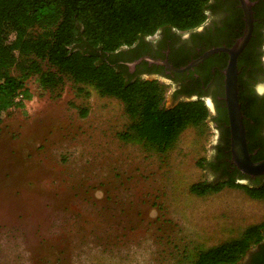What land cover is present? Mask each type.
Wrapping results in <instances>:
<instances>
[{"label": "rangeland", "instance_id": "374dc122", "mask_svg": "<svg viewBox=\"0 0 264 264\" xmlns=\"http://www.w3.org/2000/svg\"><path fill=\"white\" fill-rule=\"evenodd\" d=\"M26 85L25 106L0 111V264H195L264 221V198L242 188L190 191L208 180L209 120L160 152L121 136L130 118L116 97Z\"/></svg>", "mask_w": 264, "mask_h": 264}, {"label": "trees", "instance_id": "16d2710c", "mask_svg": "<svg viewBox=\"0 0 264 264\" xmlns=\"http://www.w3.org/2000/svg\"><path fill=\"white\" fill-rule=\"evenodd\" d=\"M259 1L256 7L264 0ZM210 6L211 0H0V111L25 106L32 96L26 82L34 76L51 91L65 80L88 84L124 103L130 118L124 139L166 152L187 127L207 123L208 106L201 99L166 106L167 85L127 76L110 55L161 28H195L206 21ZM199 164L215 171L211 161ZM225 173L229 179L197 181L190 191L204 196L230 186L264 198V180L242 184ZM263 229L264 221L201 249L195 264L237 262L262 238Z\"/></svg>", "mask_w": 264, "mask_h": 264}, {"label": "flooded vegetation", "instance_id": "af4514ba", "mask_svg": "<svg viewBox=\"0 0 264 264\" xmlns=\"http://www.w3.org/2000/svg\"><path fill=\"white\" fill-rule=\"evenodd\" d=\"M254 2V17H259L254 18L252 35L237 56V68L248 152L257 162L264 159V1L258 7L260 1ZM245 23L240 0H211L209 16L203 24L188 30L161 28L110 56L127 76L157 79L167 85L171 105L181 100H203L209 109L207 120L215 128L211 163L215 164L217 178L229 179L227 170L236 182L255 184L264 180V174L243 173L232 159L226 101V69L231 54L218 50L199 60L213 48L234 46L244 34ZM233 264H264V229L262 238Z\"/></svg>", "mask_w": 264, "mask_h": 264}, {"label": "water", "instance_id": "95a60500", "mask_svg": "<svg viewBox=\"0 0 264 264\" xmlns=\"http://www.w3.org/2000/svg\"><path fill=\"white\" fill-rule=\"evenodd\" d=\"M244 8L245 13V30L244 34L239 38V40L231 48L226 47H216L208 51L202 58H205L209 54L218 51L225 50L231 54V59L229 65L226 69V101L229 114V125L231 130V152L232 159L238 168L246 174L251 176H258L264 174V159L254 162L252 161L250 154L248 152L247 141H246V128L243 119V113L238 98V68H237V56L241 50L246 46L249 41L253 27H254V13L253 6L254 1L251 0H240ZM199 60L195 61L198 62ZM182 70V69H180ZM172 101L170 99V94L166 101V106H171ZM210 122V120H209ZM212 127L214 125L210 122ZM215 130V128H214ZM215 141V137L213 143ZM213 143L210 150L209 161L212 159L213 155ZM217 179V174L214 170L208 168V180Z\"/></svg>", "mask_w": 264, "mask_h": 264}]
</instances>
